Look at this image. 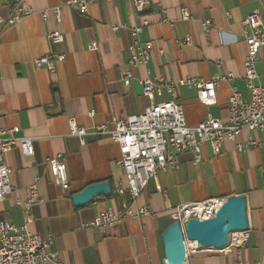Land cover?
I'll list each match as a JSON object with an SVG mask.
<instances>
[{
  "label": "crops",
  "instance_id": "crops-1",
  "mask_svg": "<svg viewBox=\"0 0 264 264\" xmlns=\"http://www.w3.org/2000/svg\"><path fill=\"white\" fill-rule=\"evenodd\" d=\"M15 0H0V18L6 19ZM35 13L11 26L0 22V129L6 136L31 137L33 155L27 157L19 145L5 153L10 168L12 191L0 201V219L15 224L25 221L23 208L29 186L39 175L41 201L31 207L29 228L42 236H54L53 248L64 264H164L163 234L172 223L171 214L181 205L231 195H245L250 237L243 249L246 264H264V129L244 128L236 141L226 140L220 154L210 144L200 146L201 161L193 162L191 151L179 155V167L159 172L156 188L152 181L141 193L135 207L146 205L151 213L129 218L105 231L83 224L100 211L122 208L128 200L115 192L126 184L124 169L117 164L120 147L107 134H73L69 118L88 131L113 118L124 119L142 113L149 104L139 80L167 77L210 79L231 73L233 85L249 97L244 61L247 45L242 20L254 9L264 18V0H150L148 10L138 13L131 0H94L86 12L63 7L58 23L51 8L62 0H26ZM49 9L45 19L43 11ZM190 13L185 18L184 11ZM143 18L149 24L140 39L154 43L147 65L134 69L130 85L122 74L130 69V27ZM168 19V22L163 19ZM211 21L205 30L203 22ZM60 30L64 40L51 43L50 31ZM191 36V43H181ZM96 48H92V44ZM64 53L54 70L37 67L34 59L48 53ZM257 71L264 76V46ZM221 61V65H218ZM232 86L222 81L217 103L203 105L194 88L181 86L179 100L187 123L198 125L209 113L227 116ZM166 91L155 101L170 99ZM16 128V131H10ZM254 139L246 151L238 143ZM66 157L68 188L56 185L48 159ZM108 180L111 197H97L76 206L73 195L87 185ZM194 245V243H193ZM235 253L199 248L188 254L184 264H234Z\"/></svg>",
  "mask_w": 264,
  "mask_h": 264
},
{
  "label": "built area",
  "instance_id": "built-area-1",
  "mask_svg": "<svg viewBox=\"0 0 264 264\" xmlns=\"http://www.w3.org/2000/svg\"><path fill=\"white\" fill-rule=\"evenodd\" d=\"M94 0H62V4L51 8L58 23L62 22L63 7L86 12ZM135 10L143 14L149 6L150 0H131ZM35 13V9L26 0H15L10 15L6 19L0 18L8 25H15L25 17ZM49 9L43 11L42 16L48 18ZM185 18H190V13L184 11ZM163 21L168 22L164 18ZM149 24L146 18L140 23L130 27L133 42L129 46L130 69L122 74V80L130 85L135 79L134 69L139 65H147L151 59L152 41L143 42L140 34ZM210 20L203 22V28L208 30ZM247 45V55L244 61L245 80L249 90V97H244L233 85L234 75H214L210 79L201 77H186L180 80H171L167 77L151 78L149 76L140 79L144 95L149 99V104L142 113L130 115L124 119L113 118L109 123L101 125L96 130L88 131L80 126L76 119L69 118V125L73 134L83 137L89 133L107 134L120 147L121 158L117 161L126 175V184H119L116 194L126 196L128 200L122 208L115 210L108 207L98 213L91 221L83 224L89 229L105 231L116 227L129 218H142L151 213L146 206L135 207L143 190L153 181L156 188L159 172L165 169L179 167V155L191 151L194 154L195 164L201 161L202 143H209L215 154H220L226 140L236 141L244 128L251 130L264 129V76L261 78L257 71L260 61V51L264 46V18L261 10L254 9L242 20ZM64 33L60 30L50 31L48 39L51 43H60L64 40ZM181 43H191L188 36ZM96 48V44L91 45ZM64 53H48L36 57L34 64L37 67H47L54 70L56 61H63ZM218 61V65H221ZM222 81L231 84L232 91L228 98V112L225 118L214 117L211 113L198 125L191 126L187 123L185 110L178 96L181 86H188L197 91L198 98L203 105L210 107L217 103V89ZM166 91L171 98L162 102H156V94ZM14 128L10 131H16ZM8 130L0 129V201L5 200L12 191L10 168L5 163V153L14 146L19 145L23 154L27 157L33 155L31 137L6 136ZM257 144L254 139L239 142L238 149L246 151ZM54 183L63 188H68V177L64 155L58 154L48 159ZM39 175L35 177V183L28 187L24 200L16 199V204L23 208L25 221L15 224L6 219H0V264H64L60 252L53 248L54 236L48 234L42 236L30 230L32 222L31 207L35 202L41 201L38 192ZM225 198H214L202 202H194L179 206L172 214V221H179L184 231L185 222L191 217L201 220L210 218L225 202ZM185 233V232H184ZM250 237L249 227L244 230H235L229 233L227 245L220 249L227 253L234 252V264H246L243 249ZM187 249V257L190 252L199 249L196 243L184 238ZM218 250L216 248H207ZM254 264H261L256 262Z\"/></svg>",
  "mask_w": 264,
  "mask_h": 264
},
{
  "label": "water",
  "instance_id": "water-1",
  "mask_svg": "<svg viewBox=\"0 0 264 264\" xmlns=\"http://www.w3.org/2000/svg\"><path fill=\"white\" fill-rule=\"evenodd\" d=\"M112 187L108 180L91 183L73 195L76 206L91 203L95 198L111 197ZM245 195H231L214 216L201 220L191 217L184 224L172 221L163 234L166 260L164 264H184L187 260L185 236L199 248L222 249L228 243L229 233L249 227ZM185 232V233H184Z\"/></svg>",
  "mask_w": 264,
  "mask_h": 264
},
{
  "label": "bare ground",
  "instance_id": "bare-ground-1",
  "mask_svg": "<svg viewBox=\"0 0 264 264\" xmlns=\"http://www.w3.org/2000/svg\"><path fill=\"white\" fill-rule=\"evenodd\" d=\"M193 243H195V242H193Z\"/></svg>",
  "mask_w": 264,
  "mask_h": 264
}]
</instances>
